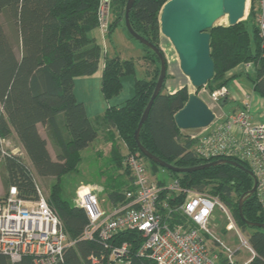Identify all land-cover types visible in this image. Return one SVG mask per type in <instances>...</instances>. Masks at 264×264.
<instances>
[{
  "label": "trees",
  "instance_id": "1",
  "mask_svg": "<svg viewBox=\"0 0 264 264\" xmlns=\"http://www.w3.org/2000/svg\"><path fill=\"white\" fill-rule=\"evenodd\" d=\"M166 0H134L129 21L141 36L159 45L160 10ZM100 0H0V162L4 167L1 174L4 188L14 185L18 195L25 199L37 197L36 182L30 167L20 156L2 149V140L15 136L39 177H55L48 204L53 208L63 225L67 240L71 242L64 250L59 264H93L90 256L101 257L107 249L103 242L93 237H82L88 217L85 210L61 197V177L76 168L81 151L98 137L97 129L88 117L86 107L74 94V77L93 74L101 67L100 90L106 100L121 90V75L134 71L131 59L107 56L104 45L90 34L99 28ZM127 0H108V13L112 16L106 30L110 38L113 30L121 26L128 34L124 23ZM108 18V17H107ZM210 34V56L214 62L211 78L204 86L210 90L225 85L226 72L240 63H252L254 90L264 97V45L256 23V9L250 4L247 16L234 25H215L207 30ZM101 32V31H100ZM11 35V36H10ZM13 38V40L11 39ZM101 38L102 33H101ZM18 44L17 55L14 44ZM146 51L145 58L155 63L145 78L135 79L134 94L122 105H109L101 116L108 132L115 130L126 145L124 155L112 152V162L120 172L106 176L104 185L111 205L128 201L126 192L134 189L130 171L124 165L128 153H137L146 168L152 173L166 170L172 180H178L182 191L169 194L160 192L170 205L180 203L184 190H193L217 196L229 206L240 229L247 235L255 255L248 264H264V229L252 226L239 216L240 196L253 185L249 173L230 163L209 166L191 172H177L153 162L138 148L134 132L143 110L150 99L160 70L157 54L141 43ZM166 75L159 93L154 98L146 120L139 130L141 144L154 155L169 164L179 167L194 166L220 158L205 157L194 149L195 140L182 134L174 115L187 102L189 93L182 86L170 93L165 90ZM45 135L52 145L55 159L51 156ZM185 136L186 138H182ZM249 168L247 161L237 156H225ZM157 184L167 183L157 180ZM6 190V191H7ZM245 219L264 223V211L254 193L242 205ZM163 216L170 227L183 222L176 213L163 209ZM113 239V238H112ZM114 244L126 241L130 244L127 259L130 264H156L146 254L141 256L139 248L142 236L137 231H121L114 237ZM0 264H33L25 255L11 261L0 253ZM107 264V260H102Z\"/></svg>",
  "mask_w": 264,
  "mask_h": 264
},
{
  "label": "built area",
  "instance_id": "2",
  "mask_svg": "<svg viewBox=\"0 0 264 264\" xmlns=\"http://www.w3.org/2000/svg\"><path fill=\"white\" fill-rule=\"evenodd\" d=\"M100 1L105 7L99 8V30L104 39L108 27V0ZM251 3L256 9V23L264 45V0H247L246 6L249 8ZM244 66L248 70L252 63H244ZM202 87L201 91H205L214 104L229 93L226 85L209 91ZM203 128V135L189 136L195 140V151L205 157L237 156L247 161L256 177L255 193L264 211V122L253 121L249 105L245 104L222 120L213 119ZM124 165L134 185L133 190L126 192L127 202L111 205L106 212L91 188L77 190L75 204L82 207L88 217L82 237H95L107 249L101 257L90 256L93 264H102V260H107V264H130L127 259L130 244L111 241L117 233L126 230L139 232L143 238L139 254H146L156 264H248L253 258L255 251L247 235L237 225L229 206L217 196L185 189L182 201L170 205L167 198H160V192L167 189L169 194L180 193L182 188L178 180L164 186L150 181L147 168L137 153H128ZM36 189L37 197L25 199L11 185L0 196V253L13 262L28 255L33 264H59L71 242L67 240L57 212L48 205L38 186ZM163 209L178 213L183 222L175 221V226L170 227ZM215 211L224 215L226 229L233 233L237 245L224 242L210 230ZM242 248L250 256L238 263L237 256Z\"/></svg>",
  "mask_w": 264,
  "mask_h": 264
},
{
  "label": "rangeland",
  "instance_id": "3",
  "mask_svg": "<svg viewBox=\"0 0 264 264\" xmlns=\"http://www.w3.org/2000/svg\"><path fill=\"white\" fill-rule=\"evenodd\" d=\"M101 5L104 9V3L102 4V2H100L99 8ZM247 9L249 8L247 7ZM247 13L248 11L245 12L244 18L247 16ZM107 17L109 22L112 18L110 12L107 14ZM224 20L227 21L226 15L219 19V21L217 20L215 25H220ZM90 34L95 37L97 42H100L104 45V49L107 51V56H119L121 59H131L134 62V71L121 75V90L119 93L115 96H112L108 100L102 97L100 90V66L93 74L77 75L74 77L75 97L78 101H82L85 104L88 117L95 125V128L99 134H101L103 131V123L100 118V113L104 111V108L107 106L122 105L129 97H131L134 94L135 79L145 78L147 76L146 73L155 68V63L150 62L144 57L146 51L141 43L135 38L129 37L127 32L121 26H118L113 30L110 38H107L105 34L104 39H102L99 28L92 30ZM11 39L13 40L12 37ZM13 44L18 55L20 52L19 46L15 42H13ZM159 45L164 52L167 61H171L176 57L177 54L173 45L169 39L161 33L159 34ZM178 69L175 65L168 63V75L166 81L178 82L179 79L186 76L181 71L179 66ZM202 88H204L206 91L210 90L208 86H204ZM200 89L201 88L195 90L199 91ZM197 95L199 96V94ZM234 106L235 105L224 107L223 112L230 111ZM201 129L202 128L181 129V132L182 134H186L187 132L189 136H201L205 133V130L202 132ZM181 137L186 138L185 136ZM107 142L109 144H107ZM47 144L52 157L55 159V153L52 149L51 143L47 142ZM113 148L124 155L128 152L126 145L116 136H98L91 145L82 150L80 153L81 159L77 162L76 168L65 173L60 179L62 188L60 191L61 197L69 200L70 203L75 204L77 200V190L81 187H88L91 188L97 195L101 207H103L106 212H108L110 210L111 204L108 201L105 190H103L104 185L109 183V181H105V177L108 175L113 177L120 172V170H118L119 167L117 164L111 160ZM2 149H4V151L7 153L20 156L21 159L30 167L36 185L48 203L52 184L55 183L56 178L39 177L34 172L32 165L24 152V149L19 144L15 136H8L2 140ZM143 162L144 164L148 163V161L145 160ZM3 171L4 167L0 162V196L4 195L7 190V188H4L2 185L1 174ZM147 172L149 180L152 182L157 183L158 179L165 181L167 184L172 182V178L166 170L157 169L154 171L155 173H152L149 169H147ZM226 226L227 222L224 215L219 211H215L214 217L209 226L210 230L214 235L219 237L224 242L226 241L233 246L237 245L235 236L232 232H229L226 229ZM249 256L250 254L246 252L244 248H242L239 252V255L237 256L238 263H241Z\"/></svg>",
  "mask_w": 264,
  "mask_h": 264
},
{
  "label": "water",
  "instance_id": "4",
  "mask_svg": "<svg viewBox=\"0 0 264 264\" xmlns=\"http://www.w3.org/2000/svg\"><path fill=\"white\" fill-rule=\"evenodd\" d=\"M133 2L134 0H127L125 5V27L133 38L152 49L160 60V70L155 86L134 132V138L139 150L161 167L177 172H191L222 163H230L245 170L251 175L253 185L239 198V216L247 224L264 229V223L249 221L245 219L242 212L244 200L251 196L256 189L257 180L251 169L225 157L194 166L179 167L162 160L141 144L139 130L146 120L154 98L162 87L166 75V63L160 48L132 28L129 21V11ZM246 2L247 0H166L163 3L159 16L160 32L173 45L178 57L179 67L195 89L204 86L213 75L214 62L210 56V34L207 30L215 26V22L225 15L227 16V22L221 23L222 25H234L243 19L245 12L248 11ZM214 117L210 107L195 93L189 94L185 105L174 115L175 122L180 129L206 127L213 121Z\"/></svg>",
  "mask_w": 264,
  "mask_h": 264
},
{
  "label": "crops",
  "instance_id": "5",
  "mask_svg": "<svg viewBox=\"0 0 264 264\" xmlns=\"http://www.w3.org/2000/svg\"><path fill=\"white\" fill-rule=\"evenodd\" d=\"M226 22L227 21L225 20L223 21V23ZM168 63L175 65L178 69L179 61L177 55L171 61H167V64ZM253 73H254L253 66L250 67L248 70H246L243 63H240L234 66L233 68H231L230 70H228L225 74V76L228 77V81L225 85L228 87L229 93L228 96L218 104L212 103L209 100L208 95L207 93H205V91H201V89L199 91L195 90V88L191 85L187 76L179 79L178 82L165 81V90L167 92L172 93L177 89L181 88L182 86H186L189 94L190 93L199 94V96L206 102V104L213 111L215 116L214 119L216 120H222L227 116H229L230 114H232L233 112H235L236 110H238L239 108H241L243 105L248 104L249 111L253 121L264 122V97L259 95L253 88V82H252ZM232 105L235 106L230 111L223 112L224 107L232 106ZM103 112L104 111L100 113V118ZM102 123H103V129H102L103 131L101 134H99V132L97 131L98 136H117L115 130L112 129L111 132H108L107 131L108 129L106 128V125L103 120ZM39 129L41 134L45 137L46 141L49 142V140L45 135L43 127L39 126ZM201 131L203 132L204 128H202ZM234 133L238 135V132L236 130L234 131ZM107 144L109 143L107 142ZM47 148L49 150L48 144H47Z\"/></svg>",
  "mask_w": 264,
  "mask_h": 264
},
{
  "label": "bare ground",
  "instance_id": "6",
  "mask_svg": "<svg viewBox=\"0 0 264 264\" xmlns=\"http://www.w3.org/2000/svg\"><path fill=\"white\" fill-rule=\"evenodd\" d=\"M222 17H223V16H222ZM222 17H221V18H222ZM221 18H219V19H221ZM219 19H218V21H219Z\"/></svg>",
  "mask_w": 264,
  "mask_h": 264
}]
</instances>
